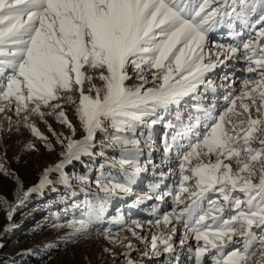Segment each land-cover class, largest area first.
I'll list each match as a JSON object with an SVG mask.
<instances>
[{
	"label": "snow or ice",
	"instance_id": "obj_1",
	"mask_svg": "<svg viewBox=\"0 0 264 264\" xmlns=\"http://www.w3.org/2000/svg\"><path fill=\"white\" fill-rule=\"evenodd\" d=\"M220 29L232 39L248 38L217 44L210 34ZM241 57L250 75L214 114V107L203 105L204 93L215 91L207 74ZM97 79L100 85L93 83ZM132 80L137 83H127ZM65 105L74 109L83 132L78 139ZM173 109L174 120L165 123L172 135L164 142L162 165L176 153L178 191L155 194L157 200L174 195V206L148 221L164 229L151 236L144 255L164 254L178 264L177 250L186 248L193 264H264V0H0V114H6L10 130L23 126L47 150L61 147L59 161L23 197L53 183L71 187L65 166L84 156L104 158L121 175L96 179L94 198L85 202L79 219L67 222L70 235H86L103 219L111 198L132 195L147 165L161 167L151 158V129ZM28 113L44 123L46 115H54L67 134L47 125L50 139L29 122ZM141 125L149 130L150 150L143 165ZM105 149L119 156L108 157ZM25 150L39 149L30 141ZM0 174L11 175L3 163ZM170 174L171 168L160 172ZM152 198L138 196L137 202ZM114 223L122 224V218ZM132 224L142 227L136 220ZM178 224L184 232L174 241ZM127 231L143 239L131 227ZM104 234L115 243L111 229ZM126 247L132 249L131 243Z\"/></svg>",
	"mask_w": 264,
	"mask_h": 264
},
{
	"label": "rangeland",
	"instance_id": "obj_2",
	"mask_svg": "<svg viewBox=\"0 0 264 264\" xmlns=\"http://www.w3.org/2000/svg\"><path fill=\"white\" fill-rule=\"evenodd\" d=\"M210 35L212 41L225 45L237 44L241 39L248 38L245 34L243 38L232 39L227 29H220ZM212 51L215 52L217 49L213 48ZM246 67L241 57L227 60L208 73L207 79L213 81L215 91L208 90L204 93V107H214V114L222 111L226 106L224 97L230 90L238 93L242 87L241 81L250 75L245 72ZM225 76L229 79L225 80ZM93 83L101 84L98 79ZM127 83L133 84L137 81L132 80ZM228 85H231V89ZM72 95L78 100L77 92L73 91ZM44 111L48 110L44 109ZM65 111L77 127L75 138H80L83 132L75 117L74 109L65 105ZM5 115L0 114V163L4 164L11 175L0 174V202H3L0 203V264H24L30 257H34L38 264H128V260L134 261L135 264H166V260H170L171 264L177 262L174 257H166L164 254L160 257L144 255L145 252L150 251L151 236L158 235L164 229L163 223L157 226L154 223L149 224L148 221L162 217L174 206V195L157 200L155 194L163 195L164 192L178 191L179 160L176 159V153H171L169 163L162 165L163 145L166 140L170 142L172 135V130L166 128L165 123L169 119L174 120V109L170 114L165 115L164 121L151 129V158L153 164L161 165V167L154 169L152 165H147V171L138 177L137 183L133 186V194L111 198L105 205L103 219L92 226L86 235H70L72 229L67 227V222L80 218L85 202L93 199L97 193L95 181L101 174L121 179L118 168H112L104 162L102 157L84 156L80 161L65 166V172L72 178L71 187L53 183L24 198L23 193L39 183L43 170L59 161L61 147L57 145L55 151L47 150L42 142L23 126L17 130L14 124L10 130L7 120L4 119ZM28 115L29 122L34 123L50 139L52 137L47 125H51L58 132L64 131L66 134L68 132L56 121L54 115L45 116L47 123L42 122L38 115L31 113ZM12 119L15 122L18 117L12 115ZM198 130L201 133L205 131L203 124L198 126ZM109 131L112 130L109 129ZM148 132L149 130L143 125L137 128V136L141 139L140 162L142 165L150 152L145 146ZM97 139H102L99 133H97ZM30 141L37 145L38 151L25 150V145ZM182 142L187 143V141ZM105 153L108 157L119 156L118 151L113 152L111 149H105ZM233 167L235 168L234 163ZM169 168L172 169V174L161 177L160 172H168ZM57 176L58 174H50V179L55 181ZM81 177L85 179L81 181ZM146 194H152L153 198L137 202L138 196L143 197ZM239 195L243 199V195ZM18 198L22 202H18ZM9 205L13 206L14 210L10 209ZM9 211H11V219H8ZM117 217L122 218V224L114 223ZM133 220L139 221L142 227L136 228L132 224ZM128 227H131L143 239L133 237L132 233L127 231ZM177 228L179 231L173 238L174 241L178 240L184 232L181 225L178 224ZM105 229H111L115 236V243L105 238ZM145 240L147 243L144 242ZM129 243L132 249L126 247ZM188 243L195 247L196 242L193 239H189ZM177 255L181 261L183 258L186 259L184 264H193L186 248L178 249Z\"/></svg>",
	"mask_w": 264,
	"mask_h": 264
},
{
	"label": "trees",
	"instance_id": "obj_3",
	"mask_svg": "<svg viewBox=\"0 0 264 264\" xmlns=\"http://www.w3.org/2000/svg\"><path fill=\"white\" fill-rule=\"evenodd\" d=\"M39 262H37V260L34 257H30L28 258L27 261H25L24 264H38Z\"/></svg>",
	"mask_w": 264,
	"mask_h": 264
},
{
	"label": "bare ground",
	"instance_id": "obj_4",
	"mask_svg": "<svg viewBox=\"0 0 264 264\" xmlns=\"http://www.w3.org/2000/svg\"><path fill=\"white\" fill-rule=\"evenodd\" d=\"M176 263H177V262H173L172 264H176ZM178 263H179V264H184V263H186V259L183 258V260H182V261L179 260Z\"/></svg>",
	"mask_w": 264,
	"mask_h": 264
}]
</instances>
